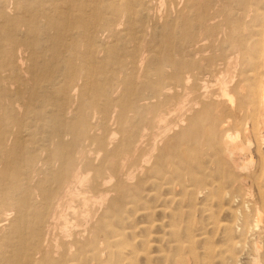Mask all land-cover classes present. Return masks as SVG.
<instances>
[{
    "label": "bare ground",
    "instance_id": "1",
    "mask_svg": "<svg viewBox=\"0 0 264 264\" xmlns=\"http://www.w3.org/2000/svg\"><path fill=\"white\" fill-rule=\"evenodd\" d=\"M255 1L0 0V264H104L163 224L187 264L199 214L222 264H264Z\"/></svg>",
    "mask_w": 264,
    "mask_h": 264
},
{
    "label": "rangeland",
    "instance_id": "2",
    "mask_svg": "<svg viewBox=\"0 0 264 264\" xmlns=\"http://www.w3.org/2000/svg\"><path fill=\"white\" fill-rule=\"evenodd\" d=\"M254 4L255 5H251L250 9H248L249 12L246 11L247 13L245 15V21L243 19V22L246 23L245 26L247 27V32L254 33V36L251 38V42L256 47L264 39V0H256ZM11 9L12 8L9 6L7 8V11L10 12ZM253 10L255 11L254 13ZM256 11H259L258 14ZM261 35H263V38L261 37ZM99 39H103V36H100ZM0 171L8 173L10 171V168L4 167L0 169ZM1 189L2 186L0 184V197H2ZM234 202L236 203H233V206L224 210L223 216L221 217L223 218V222L230 223L232 221V218L228 212L230 211V209L236 208L238 206L237 203L239 204L237 200H235ZM229 205L230 204L228 200H225L223 202L224 208L228 207ZM212 210H217L215 205H213ZM194 220L197 223V226L195 228H192V253H184L181 255V258L184 259L186 257H189V262L187 264H222V261L218 258L217 252L219 247L226 241V239L223 237L222 232L216 231L215 228H211L208 225L206 217L202 216L201 214L195 216ZM135 222L137 223V227H139L141 224H145V220L143 219V217H139ZM133 225L134 224H132L131 227ZM167 225L168 224H163L162 227L156 226L155 228H152L148 231L150 234L148 243H153L154 245H149L145 252H141L142 242L146 241V235L148 234V232H146L144 228H127L130 231L127 234L128 241L132 245L133 251L129 249L126 253L120 255L118 254V250H116V248L114 247L115 244L110 243L111 253L108 254L106 262L104 264H165L164 257H158L160 251H164V256H168L170 258H172V255H174V258L176 256V260H174L173 258V260H170L167 264H186L184 262L180 263L178 256L173 254V252L168 249L169 244L167 243V241H169L170 237H168V233L165 232ZM238 234L239 229H235V236ZM235 236L234 238L236 240L241 241L240 238ZM182 237H184V235H182ZM136 250L139 251V253H135ZM211 252L212 254H210ZM236 252L237 250L234 251V253ZM240 254L241 252L238 251L237 256H239ZM86 264L97 263L96 261H87Z\"/></svg>",
    "mask_w": 264,
    "mask_h": 264
}]
</instances>
